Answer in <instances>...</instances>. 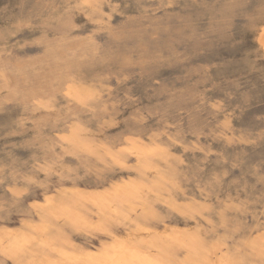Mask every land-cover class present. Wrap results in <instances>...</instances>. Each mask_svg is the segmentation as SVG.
<instances>
[{"label": "rangeland", "instance_id": "1", "mask_svg": "<svg viewBox=\"0 0 264 264\" xmlns=\"http://www.w3.org/2000/svg\"><path fill=\"white\" fill-rule=\"evenodd\" d=\"M0 264H264V0H0Z\"/></svg>", "mask_w": 264, "mask_h": 264}]
</instances>
